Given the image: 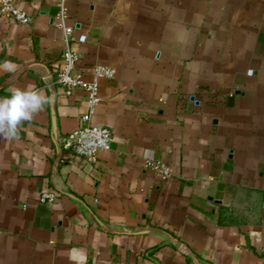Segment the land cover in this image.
I'll return each mask as SVG.
<instances>
[{
    "label": "crops",
    "instance_id": "obj_1",
    "mask_svg": "<svg viewBox=\"0 0 264 264\" xmlns=\"http://www.w3.org/2000/svg\"><path fill=\"white\" fill-rule=\"evenodd\" d=\"M69 47L110 150L61 139L84 95L44 81ZM0 16V98L50 104L0 136V264H264V0H16ZM148 161L169 169L162 179ZM43 193L54 196L41 201Z\"/></svg>",
    "mask_w": 264,
    "mask_h": 264
},
{
    "label": "built area",
    "instance_id": "obj_2",
    "mask_svg": "<svg viewBox=\"0 0 264 264\" xmlns=\"http://www.w3.org/2000/svg\"><path fill=\"white\" fill-rule=\"evenodd\" d=\"M66 10L62 6L58 15L59 25L65 33L66 48L61 57V68L54 77H44V81L60 87L66 96H71L75 91L84 95L87 112L80 118L79 126L61 139L62 147L73 155L85 159L89 163L96 161L98 154L107 153L110 150V132L108 129L94 125L91 122L95 107L99 101V85L97 78L107 72L96 67L93 70L94 79L84 81L82 74L76 69L78 57L69 47L72 40V29L63 24ZM0 16L8 18L18 24H28L30 17L16 7V0H0ZM146 167L157 173L162 179L169 176V169L159 162L148 161ZM41 201L52 203L54 196L51 193H43Z\"/></svg>",
    "mask_w": 264,
    "mask_h": 264
},
{
    "label": "clouds",
    "instance_id": "obj_3",
    "mask_svg": "<svg viewBox=\"0 0 264 264\" xmlns=\"http://www.w3.org/2000/svg\"><path fill=\"white\" fill-rule=\"evenodd\" d=\"M16 67L12 61L5 60L0 63V70L10 73H14ZM51 102V97L32 87L14 89L9 96L0 98V136L7 139L17 138L18 125L22 121L30 120L45 104Z\"/></svg>",
    "mask_w": 264,
    "mask_h": 264
}]
</instances>
